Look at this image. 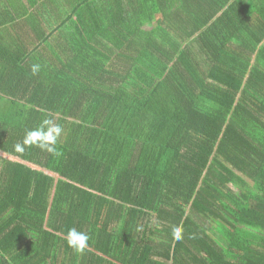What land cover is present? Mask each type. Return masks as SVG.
Masks as SVG:
<instances>
[{"label":"trees","instance_id":"1","mask_svg":"<svg viewBox=\"0 0 264 264\" xmlns=\"http://www.w3.org/2000/svg\"><path fill=\"white\" fill-rule=\"evenodd\" d=\"M3 2L0 264H264V0Z\"/></svg>","mask_w":264,"mask_h":264},{"label":"clouds","instance_id":"2","mask_svg":"<svg viewBox=\"0 0 264 264\" xmlns=\"http://www.w3.org/2000/svg\"><path fill=\"white\" fill-rule=\"evenodd\" d=\"M40 68L41 65L39 63L32 64V74H37ZM62 131L63 129L60 124L55 123L52 119L45 118L35 128L25 131L22 141L14 145V150L17 153H24L27 147L35 146L48 153L55 154L57 152L56 145ZM183 231L182 225L173 227L171 230L173 239L176 241L182 240ZM66 241L68 246L75 251L83 252L88 247L89 236L85 232L71 228L67 231Z\"/></svg>","mask_w":264,"mask_h":264},{"label":"crops","instance_id":"3","mask_svg":"<svg viewBox=\"0 0 264 264\" xmlns=\"http://www.w3.org/2000/svg\"><path fill=\"white\" fill-rule=\"evenodd\" d=\"M4 9H6V3L0 0V10L3 11Z\"/></svg>","mask_w":264,"mask_h":264}]
</instances>
